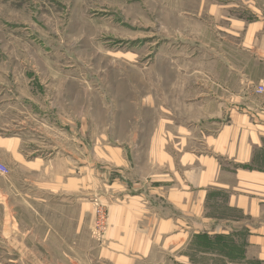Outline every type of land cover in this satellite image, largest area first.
Masks as SVG:
<instances>
[{
  "label": "rangeland",
  "instance_id": "374dc122",
  "mask_svg": "<svg viewBox=\"0 0 264 264\" xmlns=\"http://www.w3.org/2000/svg\"><path fill=\"white\" fill-rule=\"evenodd\" d=\"M235 1L0 0V138L19 137L24 152L34 151L44 160L65 154L70 145L81 146L75 154L84 160L82 145H97L92 247L82 248L83 262L73 258L79 264H103L94 252L106 242L110 183L126 187L119 194L135 195L134 184L147 188L154 175L168 174L167 163L162 161L161 167L158 163L155 131L180 138L179 128L188 125L191 136L183 150L197 151L201 123L219 121L213 119L219 108L225 112L235 106L200 100L206 94L224 93L217 83L223 64L249 69L251 58L238 53L236 36H207L208 28H213L211 18L222 10L219 6ZM257 88L249 92L262 99ZM167 140L161 150L175 162L180 140L173 136ZM111 148L120 149L125 157V171L107 163ZM0 163L9 170L0 175V264H70L59 263L63 248L54 238L45 248L31 238L30 247L25 246L24 227L32 219L10 191L8 154H2ZM12 171L21 177L19 170ZM95 203L105 210L102 231L95 229ZM35 235L39 240L41 232ZM76 250L79 256L81 247ZM220 250L213 249L210 255ZM224 250L237 252L228 245ZM253 261L235 259L234 264H264ZM194 264L223 262L195 255Z\"/></svg>",
  "mask_w": 264,
  "mask_h": 264
},
{
  "label": "crops",
  "instance_id": "0c3cea01",
  "mask_svg": "<svg viewBox=\"0 0 264 264\" xmlns=\"http://www.w3.org/2000/svg\"><path fill=\"white\" fill-rule=\"evenodd\" d=\"M219 7L222 13L211 16L213 28H208L207 36H236L238 53L251 58L250 66L223 64L222 80L217 83L224 93L206 94L200 100L224 108L235 106L225 112L219 108L213 118L219 121L201 123L197 151L183 150L191 136L188 125L179 128L180 138L155 131L158 163L161 167L165 161L169 171L154 175L149 187L134 184L135 195L119 194L126 187L118 181L110 183L106 242L94 252L103 264H194L195 255L217 257L223 264H234L235 259L264 263V95L261 99L249 92L257 85L264 88V0H238ZM202 115L209 117L208 112ZM171 136L180 140L175 162L161 150ZM80 147L70 145L65 154L44 160L34 151L24 152L19 137L0 138V159L2 154L10 159V191L32 219L24 227L25 246L30 247L31 238L45 248L54 238L62 243L59 263L79 264L83 250L92 247L98 149L96 143L82 145V160L75 154ZM109 154L107 163L117 171L128 168L120 149L111 148ZM14 168L21 177L13 176ZM38 231L39 240L35 239ZM226 245L237 252L228 254ZM211 249L221 250L210 255ZM43 258L49 263L46 254Z\"/></svg>",
  "mask_w": 264,
  "mask_h": 264
},
{
  "label": "built area",
  "instance_id": "2783aa9c",
  "mask_svg": "<svg viewBox=\"0 0 264 264\" xmlns=\"http://www.w3.org/2000/svg\"><path fill=\"white\" fill-rule=\"evenodd\" d=\"M256 92L261 94L264 92V88L261 86H258ZM8 173H9L8 168L0 163V175L6 176V175H8ZM94 206H95L94 216H95V224H96L95 229H96V231L97 230L102 231L104 228V224L106 222L105 210L101 206H99L97 203H95Z\"/></svg>",
  "mask_w": 264,
  "mask_h": 264
}]
</instances>
